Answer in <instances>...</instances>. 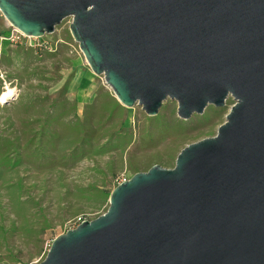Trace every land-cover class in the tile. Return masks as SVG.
Here are the masks:
<instances>
[{
    "label": "water",
    "instance_id": "95a60500",
    "mask_svg": "<svg viewBox=\"0 0 264 264\" xmlns=\"http://www.w3.org/2000/svg\"><path fill=\"white\" fill-rule=\"evenodd\" d=\"M25 36L69 31L124 107L189 119L234 102L216 134L116 184L99 216L30 264H264V0H0Z\"/></svg>",
    "mask_w": 264,
    "mask_h": 264
},
{
    "label": "rangeland",
    "instance_id": "374dc122",
    "mask_svg": "<svg viewBox=\"0 0 264 264\" xmlns=\"http://www.w3.org/2000/svg\"><path fill=\"white\" fill-rule=\"evenodd\" d=\"M1 20L9 31V40L3 41L1 47L0 95L9 90L12 95L0 104V132L7 114L4 108L19 105L20 102L24 103V107L28 106L29 99L44 107L42 115L39 113L34 116L40 121L48 109L51 110L50 104L56 102L55 110L62 112L58 119L65 124H74L77 117H84L88 104L101 101L100 96L105 93L114 97L104 76L91 71L78 43L73 40L69 31L71 17L63 19L52 33L42 37L17 33V29L0 12ZM233 102L229 97L223 107L208 105L202 114H193L189 119L177 116V103L171 99L163 102L155 116H148L141 106L134 104L129 108L127 122L132 132L131 140L123 152L114 149L103 155L92 156L87 150L88 145L80 143L77 138L73 144L76 146L75 152L84 154L74 159L66 158L67 166L61 164L66 160H58V165L51 171L47 165L41 169L20 171L24 194L39 199L44 208L42 214L48 219L50 227L44 232L13 231L6 244L8 249H5V245L0 248V264L40 262L52 240L69 229V220L78 216L91 220L106 211L107 197L98 196L99 191L109 193L118 184L117 178L128 179L136 171H146L153 164L173 167L178 152L184 146L216 134ZM11 112L16 113L14 108ZM18 114L24 121L31 120L29 109L25 111L22 108L17 111ZM52 126L59 131L63 127L57 123ZM105 126L111 128L110 132L119 130V119H111ZM13 128H8L7 132ZM116 135L122 136L118 132ZM119 138L122 140V137ZM112 144H116V140ZM64 146L68 150L70 143ZM7 222L5 217L4 223ZM31 227L38 228L37 225Z\"/></svg>",
    "mask_w": 264,
    "mask_h": 264
},
{
    "label": "trees",
    "instance_id": "16d2710c",
    "mask_svg": "<svg viewBox=\"0 0 264 264\" xmlns=\"http://www.w3.org/2000/svg\"><path fill=\"white\" fill-rule=\"evenodd\" d=\"M100 99L101 101L88 104L84 117H77L74 124H65L58 119L62 112L55 110L56 102L50 104L51 110L48 109L41 121L34 116L39 113L42 115L44 107L33 99H29V104L25 107L24 103L20 102L19 105L13 104L10 108H4L7 114L0 132V248L4 245L6 247L8 238L15 230H21L22 233L44 232L50 227L48 219L42 214L44 208L39 199L24 194L20 171L28 168L41 169L44 165L51 171L58 165V160L80 156L81 153L76 154V146H73L77 138L80 143L88 145L87 150L92 156L103 155L114 149H119L120 152L125 150L132 133L127 125L130 110L109 93L103 94ZM12 108L16 113L11 112ZM22 108L25 111L31 110V120L24 121L17 115V111ZM114 118L119 119V130L110 132L111 128L106 127L105 123ZM56 123L63 126L61 131L53 128L52 125ZM15 125L17 127L13 128ZM8 128L13 129L7 132ZM117 132L122 136H117ZM119 137H122V140ZM113 139L116 144H112ZM68 142L69 149L65 150L64 144ZM67 161L61 162L62 166H67ZM111 190L109 193L99 191L98 196L107 197L108 200ZM32 211H35V215ZM5 217L7 223H4ZM29 222H32L30 226ZM32 225H37L38 228L34 229Z\"/></svg>",
    "mask_w": 264,
    "mask_h": 264
},
{
    "label": "built area",
    "instance_id": "2783aa9c",
    "mask_svg": "<svg viewBox=\"0 0 264 264\" xmlns=\"http://www.w3.org/2000/svg\"><path fill=\"white\" fill-rule=\"evenodd\" d=\"M16 32L22 35V33L19 32L18 30H16ZM24 36H25V35H24ZM6 38H9V37H7V36H6V37L0 36V40H2V39H6ZM13 38H14V37H13ZM126 179H127V178H117V183H120V182H122V181H124V180H126ZM84 220H90V219L85 218V217H82V216H78L77 218H74V219H72V220H69V221H68V224H69L68 228H69V229L75 228L76 226H78V225H79L82 221H84Z\"/></svg>",
    "mask_w": 264,
    "mask_h": 264
},
{
    "label": "crops",
    "instance_id": "0c3cea01",
    "mask_svg": "<svg viewBox=\"0 0 264 264\" xmlns=\"http://www.w3.org/2000/svg\"><path fill=\"white\" fill-rule=\"evenodd\" d=\"M7 26H6V24H5V22H3L2 20L0 21V36H3V37H6V36H8V34H9V31L7 30V28H6ZM5 40H9V38H6V39H3V40H0V54H1V50H2V43H3V41H5Z\"/></svg>",
    "mask_w": 264,
    "mask_h": 264
},
{
    "label": "clouds",
    "instance_id": "9594fccd",
    "mask_svg": "<svg viewBox=\"0 0 264 264\" xmlns=\"http://www.w3.org/2000/svg\"><path fill=\"white\" fill-rule=\"evenodd\" d=\"M7 87V86H6ZM12 95L11 90L5 92L3 95H0V104H2L3 102H5V99L9 96Z\"/></svg>",
    "mask_w": 264,
    "mask_h": 264
}]
</instances>
